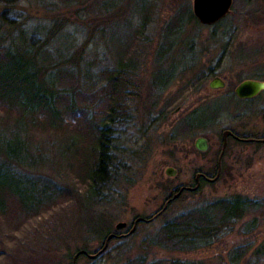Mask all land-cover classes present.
Masks as SVG:
<instances>
[{"label":"rangeland","instance_id":"1","mask_svg":"<svg viewBox=\"0 0 264 264\" xmlns=\"http://www.w3.org/2000/svg\"><path fill=\"white\" fill-rule=\"evenodd\" d=\"M88 1L95 7L92 18L109 15L97 9L104 0ZM64 2L70 5L66 8ZM112 2L120 9L114 8L108 24L96 20L97 25L103 23L112 32L111 39L97 37L96 48L88 42V49L94 52L86 58L87 62L92 58L96 61L95 74L97 69L113 68L119 59L126 64L123 72H132L135 99L126 102V119L112 127L116 148L111 171L103 175L91 198L83 178L71 165L66 136L35 130L25 137L21 132V138H27L30 155L37 158L35 167H23L31 178L25 185L36 180L42 186L46 181L56 192L34 211L37 215L17 212L10 218L0 216V264H16L14 261L19 259L27 260L23 264H72L76 251L83 247L89 255H96L116 223H126L128 227L118 234H127L135 218L152 217L173 190L192 187L196 173L214 177L220 132L228 124L225 112L232 111L231 106L225 111L219 104L228 101L242 80L264 82V0H232L229 14L212 27L188 20L191 0H144L148 7L145 12L125 11L129 7L125 0ZM8 4L13 8L8 19L26 22L29 27L41 26L44 31L53 17L67 19L64 32L77 44L87 41L89 31L75 19V11L81 8L78 1L9 0ZM177 19L182 30L171 43L162 35L166 25ZM138 30L141 34L135 35ZM214 76L226 83L224 90L208 89ZM177 108L179 111L173 113ZM202 108L212 109L210 122L196 134H185L180 120ZM256 127L262 129L261 121ZM13 131V122L0 115V133L7 136ZM199 137L207 139L208 151L194 149L193 143ZM230 155L236 167L221 171L214 183L203 182L197 192L183 193L162 216L136 226L133 235L111 241L92 260L79 256L74 264H168L171 260L264 264V253L252 257L254 250L264 245V147L249 153L234 150ZM167 168L176 171L173 177L165 175ZM18 176L13 177L14 186H20ZM234 195L256 201L263 209L236 222L233 231L214 246L177 252L153 245L166 220ZM89 204L93 208L86 206ZM252 217L256 223L246 233L241 229ZM98 218L101 224L95 225ZM99 225L111 231L98 237ZM234 251L242 256L234 259Z\"/></svg>","mask_w":264,"mask_h":264},{"label":"trees","instance_id":"2","mask_svg":"<svg viewBox=\"0 0 264 264\" xmlns=\"http://www.w3.org/2000/svg\"><path fill=\"white\" fill-rule=\"evenodd\" d=\"M75 1L81 5L78 12L75 11V19L89 31L87 38L91 39L86 38L87 41L81 44H77L74 37L70 38L71 35L64 32L63 26L67 19L53 17L45 31L41 26L29 27L26 22L8 19L7 15L12 14L13 8L8 4L9 0H0V115L11 120L14 128L13 133L8 134L10 137L0 133V216L10 218V215L17 212L37 215L35 212L56 192L50 190L46 181L42 186L36 180L30 186L25 185L31 178L23 167H35L37 158L30 155L27 138H21V132L25 137L35 130L66 136L70 144L71 165L83 178L91 198H94L98 182L104 174H109L114 163L116 147L112 127L126 119V102L135 99L132 93V72H123L126 64L119 59L113 68L103 67L97 69L95 74L96 61L92 58L87 62L86 58L91 51L94 52L92 48H96L97 37L102 40L107 36L111 39L112 36V32L103 23L97 24L102 21L108 24L110 17H113L111 12L114 8H120L112 2L114 0H104L97 9H102V12L109 15L92 18L94 3L91 4L88 0ZM125 2L129 5L125 11L145 12L148 9L144 0ZM64 3L66 8L70 5V2ZM81 11L83 15L80 14ZM186 16L197 24L191 13L187 12ZM45 18L48 19V16ZM179 21L180 19L173 20L166 25L163 39L168 38L173 43L179 37L182 30ZM138 34L141 31L135 32V35ZM88 42L92 45L90 49ZM190 116L193 117L192 121ZM212 117V109H195L189 117L180 120L179 125L185 128V134H196ZM15 174L19 175L17 185L20 186H14ZM205 175L209 176L207 173ZM181 188L183 186L173 190L174 193L170 194L163 207L152 217H140L145 221L138 223L137 227L162 216L169 209L172 196ZM183 193L192 192L183 190L177 199ZM86 206L93 208L92 204ZM260 209H263L261 204L240 195L216 200L186 215L166 220L153 245L177 252L210 248L232 232L236 222L241 221L248 213L253 214ZM100 220L95 219V225L101 224ZM256 220L252 217L247 227L244 226L241 230L247 233L248 229L254 228ZM110 229L99 225L96 235H105ZM118 233L113 229L111 234ZM117 239L119 238H114L109 243ZM79 251L88 254L84 247L76 252ZM232 253L234 259L242 256L238 251ZM262 253L264 245L256 248L252 257ZM14 262L23 264L27 260L19 259ZM168 264L200 263L171 260Z\"/></svg>","mask_w":264,"mask_h":264},{"label":"flooded vegetation","instance_id":"3","mask_svg":"<svg viewBox=\"0 0 264 264\" xmlns=\"http://www.w3.org/2000/svg\"><path fill=\"white\" fill-rule=\"evenodd\" d=\"M220 22L221 21L211 26H206V27H212V26L218 25ZM214 78H219V77L214 76L212 79ZM245 81L262 82L254 78L245 79V80L240 81L231 91V95H230V98H228V101L219 104L221 105L222 109L224 108L225 111L228 109V107L231 106L232 111L230 113H228V111L225 112L227 113V116H228V124L220 132V137L218 140L219 150H218L217 157L215 159V163L213 167L215 171L214 177L219 175L221 171L227 172L229 169L231 170V168L233 169L236 167L235 165H233L234 160L232 159V155H230L232 154V152H234V150L237 151L240 149L241 151H245L246 153H249V152H254L258 148L264 147V90L260 91L258 94H256L255 96L251 98H238L235 95L234 91L239 84ZM223 83H224L223 89L212 90V91L219 92V91L224 90L226 88V83L224 81ZM178 111H179V108L175 109L173 113H177ZM189 115L190 114H188L186 117H189ZM189 119L190 121H192L193 117L190 116ZM257 121H261L262 123L261 130L257 129L256 127ZM207 122H210V120H207L205 123ZM223 132L227 133L225 137L222 136ZM205 140L207 142L208 149H209V143L207 139ZM224 143H225V146H224V149L222 150V145ZM193 147H194V143H193ZM196 175H200V177L196 179ZM214 177L205 176L202 173H196L193 179V186L184 187V189L194 188L196 185H198V189H199L200 184L203 182L208 183V184L214 183L216 180L211 182L212 179H214ZM198 189L195 192H197ZM185 191L191 192L188 190H185ZM195 192H192V193H195ZM126 228H124L122 231H124ZM126 235L127 234H118L114 238L120 239V238L125 237ZM103 244L101 245V247L103 246Z\"/></svg>","mask_w":264,"mask_h":264},{"label":"water","instance_id":"4","mask_svg":"<svg viewBox=\"0 0 264 264\" xmlns=\"http://www.w3.org/2000/svg\"><path fill=\"white\" fill-rule=\"evenodd\" d=\"M192 1V14L194 18L197 20V22L204 26H211L219 21H221L223 18H225L226 15L229 14L230 8L232 6V0H191ZM208 88L210 90H221L224 88V83L219 78H214L208 83ZM264 90V82H257V81H245L239 84L234 93L238 98H251L258 94L260 91ZM227 133L223 132L222 136L225 137ZM225 143L222 145V150L224 149ZM194 148L196 151L203 153L207 151L208 145L204 138H197L194 141ZM176 171L172 168H167L165 170V175L167 177H173L175 175ZM200 175H196V179H198ZM218 175L212 179L211 182L217 180ZM198 189V185H196L194 188H181L176 194H174L171 198V200H176L180 194L183 192V190H188L191 192H195ZM145 220L142 218H136L132 222L131 228L128 231V235H131L135 232L136 226L138 223H142ZM127 224L124 222H118L115 224V231L119 232L126 228ZM115 237V234H109L105 241L103 246L98 250L96 255H101L107 248V244L110 240H112ZM86 256L89 259H94L96 255H89L84 251L77 252L73 259L72 264H74L75 260L79 256Z\"/></svg>","mask_w":264,"mask_h":264}]
</instances>
